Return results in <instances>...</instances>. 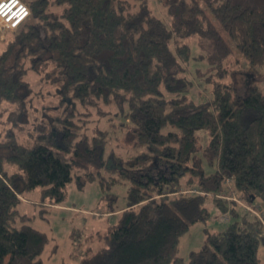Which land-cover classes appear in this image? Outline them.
<instances>
[{
  "label": "trees",
  "instance_id": "1",
  "mask_svg": "<svg viewBox=\"0 0 264 264\" xmlns=\"http://www.w3.org/2000/svg\"><path fill=\"white\" fill-rule=\"evenodd\" d=\"M25 1L44 19L38 3L49 0ZM57 1L69 5L61 42L47 34L49 23L29 28L35 62L58 44V77L42 91L50 130L33 141L0 140V264H44L49 236L20 204L35 189L42 206L59 204L72 181L129 183L102 246L78 264H179L182 236L207 222V193L224 190L226 178L247 202H264V92L254 83L241 92L225 67L237 52L256 72L264 65V0H160L168 20L154 0H138L133 11L122 0ZM190 37L211 47L202 60L218 77L208 79L211 88L203 84L208 98L193 92L186 64L201 57ZM23 38L0 56V74H8L0 95L21 105L35 90L29 68L18 65ZM211 200L227 209L226 199ZM230 209V221L208 233L187 264H264L260 220L236 202Z\"/></svg>",
  "mask_w": 264,
  "mask_h": 264
},
{
  "label": "rangeland",
  "instance_id": "2",
  "mask_svg": "<svg viewBox=\"0 0 264 264\" xmlns=\"http://www.w3.org/2000/svg\"><path fill=\"white\" fill-rule=\"evenodd\" d=\"M200 1L205 3L209 0ZM121 2L125 4L129 11H133L138 7V0H122ZM62 3H64L60 5L62 7L51 3L43 14L44 19L34 17L32 13L27 24L23 27L16 30L0 29V54L4 51V46L7 48L9 38L18 39L20 38V34L24 35L23 39L26 42V52L20 56V64L18 65L20 68H29L28 79L32 82L35 89L27 97L24 105H21L13 98L1 97L0 95V140L2 141L13 136L20 140L33 141L37 139L40 133L50 130V123L43 119L45 118L46 108L42 91L52 89L49 84L46 85V89H43L44 84L54 81L58 77V44L55 42L53 50H51L53 54H51L50 58L35 62V54L30 51V46L37 44V42L32 38L35 33L34 30L29 28L32 27L31 25L38 23L43 27L45 23H49L51 28H48L47 34H51L55 40L59 39L61 42L62 31L64 30L63 24H67L63 12L69 6L65 5L67 2ZM153 5L155 6L156 12L168 20L166 9L160 0H154ZM187 41L191 43L193 55L195 57L200 56L201 60L202 58L206 60L205 55L211 50L208 40H204L202 41L203 44H200L201 40L198 37H190ZM38 47L40 49L37 53H42L44 51L43 48L39 44ZM201 60L193 58L186 64L190 76L194 77L196 81L193 92L197 99L200 96H205L206 98L210 96L209 91L203 88V84L211 88L212 82H208V79L218 77L216 75L217 69L213 68L212 65L209 66L210 64L206 63L205 60ZM195 67H200L199 77H195L193 72ZM225 67L231 69L232 73L228 81H233V75L236 76L241 92L245 90L246 86L252 83L264 92V65L259 67V70L256 72L249 67L246 60L237 52L233 62L225 64ZM7 76L8 74L4 76L0 74V81L6 82L4 78ZM55 101H51L50 103L56 104ZM111 111H116V109L112 108ZM22 118H25L26 121L22 122ZM104 119L106 118L103 117ZM119 121V117H116V122ZM103 125L107 126L108 122L104 120ZM128 187L129 183L125 181L116 182L109 189H103L99 181H94L89 182L84 188H79L75 181H72L66 187L64 200L59 202V204L51 206L44 205L47 209L43 214L40 212V208L44 206L39 204L38 201L40 190L35 189L31 191L27 195V198L20 204V211L28 213L31 216L29 222L36 228L46 232L49 236L48 244L45 245L41 255L43 263L78 264L84 257L86 251L91 249L96 250L99 246H102V235L107 232V226L116 220V216L113 217L110 211L113 206L117 208L126 204V191ZM208 194H210L208 195L210 199H207L206 206L210 210V216L207 222L193 224L189 231L182 236L179 255L183 258V261L179 264H187L190 251L198 249L206 240L208 233L216 228L225 227L230 221L222 222L220 220L221 211L211 200L216 196L212 193ZM257 204L255 205L264 210V202L259 201ZM230 208L231 202L228 203L226 210ZM260 256L262 258L264 257L263 246L260 249Z\"/></svg>",
  "mask_w": 264,
  "mask_h": 264
},
{
  "label": "built area",
  "instance_id": "3",
  "mask_svg": "<svg viewBox=\"0 0 264 264\" xmlns=\"http://www.w3.org/2000/svg\"><path fill=\"white\" fill-rule=\"evenodd\" d=\"M0 5L3 6L0 7V29H19L27 24L32 15L31 5L25 0H0ZM233 185V180L230 177L226 178L224 190L215 193L214 196L226 199L228 203L236 202L249 210L260 220L264 233V210L254 203L246 202L241 195L237 193ZM189 191L196 190L192 189ZM230 218V209L221 212L220 220L222 222H228Z\"/></svg>",
  "mask_w": 264,
  "mask_h": 264
},
{
  "label": "crops",
  "instance_id": "4",
  "mask_svg": "<svg viewBox=\"0 0 264 264\" xmlns=\"http://www.w3.org/2000/svg\"><path fill=\"white\" fill-rule=\"evenodd\" d=\"M52 1V2H51ZM51 3H53V4H57V6H59V7H62V6H60V5H62V4H64V3H59L57 0H49V1H45V2H43V3H41V4H39L38 3V7L39 8H42V9H46L47 10V8H48V6L49 5H51ZM36 4V3H35ZM65 5L67 6L68 5V3H65ZM68 7H66V9H67ZM65 12H66V10H64V12H63V15L65 14ZM43 15V14H42ZM65 19V18H64ZM17 39L15 38V39H11V38H9V40H8V42H9V44H8V46H7V48H6V46H4V51L0 54V56H2L3 54H5V53H8V51H9V49H10V47H11V45H12V43L13 42H15ZM0 49H1V44H0ZM1 51V50H0ZM27 99V98H26ZM25 99V100H26ZM14 100L15 101H17L15 98H14ZM19 102V101H18ZM20 103V102H19ZM21 104V103H20ZM18 106V105H17ZM9 137H10V135H9Z\"/></svg>",
  "mask_w": 264,
  "mask_h": 264
},
{
  "label": "snow or ice",
  "instance_id": "5",
  "mask_svg": "<svg viewBox=\"0 0 264 264\" xmlns=\"http://www.w3.org/2000/svg\"><path fill=\"white\" fill-rule=\"evenodd\" d=\"M0 7H3L2 5H0Z\"/></svg>",
  "mask_w": 264,
  "mask_h": 264
}]
</instances>
